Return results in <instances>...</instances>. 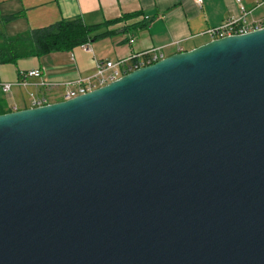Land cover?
I'll return each instance as SVG.
<instances>
[{"label":"water","instance_id":"obj_1","mask_svg":"<svg viewBox=\"0 0 264 264\" xmlns=\"http://www.w3.org/2000/svg\"><path fill=\"white\" fill-rule=\"evenodd\" d=\"M0 264H264V28L0 115Z\"/></svg>","mask_w":264,"mask_h":264},{"label":"crops","instance_id":"obj_2","mask_svg":"<svg viewBox=\"0 0 264 264\" xmlns=\"http://www.w3.org/2000/svg\"><path fill=\"white\" fill-rule=\"evenodd\" d=\"M250 12L248 22L264 20L260 0H243ZM140 13L139 17L112 25L100 39L71 52H56L41 58L21 59L16 64L0 65V82H15L20 73L41 70L53 83L75 82L91 77L98 61H119L157 49L164 57L191 51L209 43V30L240 15L236 0H0V31L16 35L29 29L50 26L63 19L81 18L88 25ZM16 18L3 24L4 17ZM146 25L140 28L141 25ZM34 83L38 79L29 78ZM36 91L50 103L63 101L61 85L35 89L14 88L0 92V110H24L31 106L29 94Z\"/></svg>","mask_w":264,"mask_h":264},{"label":"built area","instance_id":"obj_3","mask_svg":"<svg viewBox=\"0 0 264 264\" xmlns=\"http://www.w3.org/2000/svg\"><path fill=\"white\" fill-rule=\"evenodd\" d=\"M194 2L200 6L202 5L203 0H194ZM236 2L240 6L239 17L229 19L219 27L209 30L208 34L210 35L212 41L235 35H243L264 28V20L248 22L246 17L250 12L245 7L244 1L236 0ZM263 6L264 0H260L256 5V7ZM83 48H86L85 45ZM163 58H165L164 55L160 51H157V49H154L145 53L132 55L128 59L119 61H98L96 63V72L91 77L79 79L75 82L61 84L46 81L43 78V72L39 69L26 73L23 72L19 74L18 79L13 83L0 82V92L2 94H8L14 88L34 87L35 89H39L61 85L65 88L63 101H66L106 86L111 82L119 80L124 75L142 67L152 65ZM29 78H35L38 79V81L32 83L29 81ZM29 98L31 101L30 108H37L50 104V101L46 96L40 95L36 91L30 92Z\"/></svg>","mask_w":264,"mask_h":264},{"label":"trees","instance_id":"obj_4","mask_svg":"<svg viewBox=\"0 0 264 264\" xmlns=\"http://www.w3.org/2000/svg\"><path fill=\"white\" fill-rule=\"evenodd\" d=\"M140 13L124 15L119 19L88 25L81 18L63 19L55 24L39 29H29L16 35H7L0 31V65L16 64L21 59L41 58L56 52H71L77 47L105 37L104 29L123 21L139 17ZM16 18L4 17L2 23ZM146 25H141L144 28ZM0 110V115L10 113Z\"/></svg>","mask_w":264,"mask_h":264},{"label":"rangeland","instance_id":"obj_5","mask_svg":"<svg viewBox=\"0 0 264 264\" xmlns=\"http://www.w3.org/2000/svg\"><path fill=\"white\" fill-rule=\"evenodd\" d=\"M0 95H2V94H0Z\"/></svg>","mask_w":264,"mask_h":264}]
</instances>
